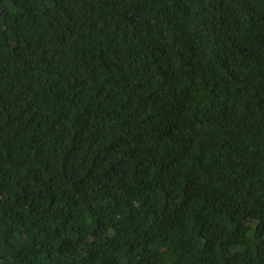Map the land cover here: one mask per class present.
<instances>
[{
	"label": "trees",
	"instance_id": "1",
	"mask_svg": "<svg viewBox=\"0 0 264 264\" xmlns=\"http://www.w3.org/2000/svg\"><path fill=\"white\" fill-rule=\"evenodd\" d=\"M0 264H264V0H0Z\"/></svg>",
	"mask_w": 264,
	"mask_h": 264
}]
</instances>
